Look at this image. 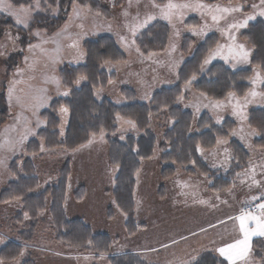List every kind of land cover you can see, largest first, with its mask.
<instances>
[{
	"label": "rangeland",
	"instance_id": "374dc122",
	"mask_svg": "<svg viewBox=\"0 0 264 264\" xmlns=\"http://www.w3.org/2000/svg\"><path fill=\"white\" fill-rule=\"evenodd\" d=\"M98 1L105 5L111 3L113 14L110 21L105 22L88 9L73 5L66 22L55 33L46 34L38 30L32 32V48L29 45L22 48L20 36L13 31L0 30V95H4L8 114L3 122L0 121V191L12 180V161L26 155V144L36 136L37 131L45 127L41 119L42 111L53 99L66 96L64 93L67 90L61 86L58 69L63 65L84 62L82 43L85 40L100 35L114 38L128 61L123 65L106 64L103 68H122L117 81L135 87L138 99L145 101L154 91L174 84L176 72L185 59L180 51L184 36L191 39V50L209 34L218 36L220 44L207 57L208 62L204 63L203 71L214 61H222L233 69H242L247 66L250 57V50L239 40V34L246 26H230L243 24L249 16L254 19L248 23L257 19L264 21V16L259 15L260 11H264L260 0H228L214 5L195 0H172L173 3L190 7L174 10L175 14L170 21L161 16L159 8L153 7L154 0H122L119 5H115L113 0ZM4 2L10 4L9 0ZM168 2L169 0H164L161 4H155L163 7ZM200 5L205 7H199ZM218 7L240 10L222 13L216 11ZM22 8L29 10V23L32 14L40 10L39 0H34L27 7L12 6L11 11L19 13ZM125 12L128 13L127 16L124 15ZM0 13L9 16L15 26L25 28L23 24L16 23L15 16L10 15L9 11ZM20 15L23 18V13ZM150 15L155 19L140 27ZM213 15L217 16L216 21H213ZM189 18L197 19L195 27L184 26ZM155 21L168 25L169 44L166 51L157 55L158 57H143L136 49L134 38L139 31ZM239 45H243L248 52L246 61L238 55ZM218 49V54L214 55ZM257 75L254 72L250 81L251 89L245 97L228 95L222 102L211 101L195 92L192 87L195 77L183 86L185 97L178 102L183 108L191 110L196 118L202 113H208L215 123L228 117L236 124L229 139H217L208 150L198 148V155L213 169L224 170L231 157L228 141L234 139L244 146L249 154V164L238 174L231 188L213 193L208 188L207 176L191 177L181 171H176L172 178L162 179L159 175L158 150L150 160L141 164L136 175L134 211L138 227L135 235L129 239L125 234V217L114 208L110 195L116 170L108 164L106 141L104 134L103 139L100 138L101 133L92 136L91 143L72 152L53 151L54 155L45 153L46 156L37 167L39 188L43 189L53 183L55 176L48 173L67 159L70 171L65 212L69 217H83L94 231L109 233L112 238V255L132 253L146 264H190L204 252H211L224 259L216 249L240 236L236 215H240L242 211L255 214L256 211L250 210H257L258 204L252 205L256 201L253 197L264 194V149L253 147L256 134L246 123L247 111L264 105V94L259 89L262 79L260 75L257 79ZM84 80L80 78L77 85ZM10 87L14 89L11 100ZM114 90L111 87L106 94L118 104ZM100 92L95 91L97 98ZM253 92L256 93L255 96L251 95ZM16 97H20V102H17ZM217 104L220 106H215ZM61 109L58 112L59 132L63 135L68 111L65 113ZM127 121L116 118L120 139L134 131V127ZM81 185L85 186L86 194L82 201H77L72 194ZM18 206L17 200L0 202V216L7 217ZM108 210L111 211V219H108ZM39 235L37 243L32 245L42 251L41 256L38 253L35 258L38 264H109L106 257L95 259L91 255L79 254L55 243L49 235ZM8 239L9 236L2 234L0 243ZM253 239H257L256 248L260 259L253 254V247L250 259L254 264H261V258L264 257V237Z\"/></svg>",
	"mask_w": 264,
	"mask_h": 264
},
{
	"label": "trees",
	"instance_id": "16d2710c",
	"mask_svg": "<svg viewBox=\"0 0 264 264\" xmlns=\"http://www.w3.org/2000/svg\"><path fill=\"white\" fill-rule=\"evenodd\" d=\"M154 1L161 4L164 0ZM195 1L210 5L228 2ZM9 2L18 8L31 6L34 0ZM113 2L119 5L122 0ZM101 3L98 0H39L40 10L32 14L28 27H17L9 16L0 13V30L8 29L18 34L21 47L25 48L34 42L31 37L33 31L46 34L58 31L66 22L73 5L88 9L105 22L110 21L113 14L111 3ZM196 22V18H189L184 26L195 27ZM169 40L168 25L155 21L136 34L134 44L138 53L146 57L164 53ZM239 40L250 50L245 68L233 69L222 61H214L203 71L207 57L220 44L218 36L209 34L192 50L191 39L184 36L180 51L185 59L176 72L174 84L154 91L145 101L138 99L135 87L117 81L122 68H103L106 64L123 65L128 61L114 38L100 35L85 40L82 43L84 62L63 65L58 69L61 86L67 90L68 95L53 99L42 111L41 119L45 127L37 131L36 136L26 144V155L12 161V180L0 191L1 203L16 200L19 203L12 214L0 216V239L2 234L10 237L0 243V264H38L35 258L38 253L41 256L42 251L32 245L37 243L39 234L49 235L55 243L70 251L91 255L95 259L106 257L109 264H146L132 253L112 255V238L109 233L94 231L83 217L67 216L64 207L70 171L67 159L48 173L55 176L53 183L43 189L39 188L37 167L46 154L54 155L53 151L72 152L87 145L92 136L100 133L104 134L106 141L108 164L116 170L110 195L114 208L125 217V234L129 239L135 235L138 227L134 211L136 175L141 164L150 160L156 151L159 150V175L162 179L172 178L176 171H181L191 177L207 176L208 188L213 193L231 188L238 174L249 164V154L244 146L234 139L228 141L231 157L224 170L213 169L198 155V148L208 150L217 139H229L236 124L228 117L215 123L208 113H202L196 118L191 110L183 108L178 102L185 97L183 86L195 77L192 83L195 92L214 102H222L230 94L237 98L245 97L251 89L250 81L254 72L262 79L259 89L264 94V21L257 19L248 23L239 34ZM80 78L85 80L77 85ZM111 87L115 89L118 104L106 94ZM99 90L101 92L97 98L95 91ZM63 107L68 111V119L64 134L61 135L58 112ZM7 116L2 93L0 121L3 122ZM117 117L135 124L133 133L129 132L123 139L117 134ZM246 123L256 134L253 147L264 149V105L249 109ZM85 194V186L81 185L72 195L73 199L82 201ZM263 200L258 199L252 205ZM107 216L108 219L112 218L111 211H107ZM255 240H252L253 254L260 259ZM190 264L227 262L211 252H204Z\"/></svg>",
	"mask_w": 264,
	"mask_h": 264
},
{
	"label": "snow or ice",
	"instance_id": "6c2138e0",
	"mask_svg": "<svg viewBox=\"0 0 264 264\" xmlns=\"http://www.w3.org/2000/svg\"><path fill=\"white\" fill-rule=\"evenodd\" d=\"M260 4L264 6V0H260ZM153 7L159 8L160 14L164 19H169L171 16L175 14L174 10L177 9H184L190 7L186 4H176L173 3L172 0H169V2L161 7L158 4L153 3ZM199 7H205L204 5H200ZM253 7H256V5H253ZM12 5L7 4L4 2V0H0V11H9L10 15L15 16L16 23L17 24H23L24 27H28V19L30 18L29 10L28 9H20V12L11 11ZM238 8H217V12L227 13L230 11H239ZM20 13H23V18L21 17ZM79 15V13H77ZM125 16L128 15L127 12L124 13ZM259 15L264 16V11H260ZM155 19L154 16H148L147 19L144 21V24L140 25V27L145 26L149 21ZM213 21L217 20V16H212ZM254 19L253 16L247 17V19L244 20L243 24L240 25H231L230 27H243L246 26L248 21ZM133 32H135V29H133ZM234 39V37H233ZM30 48H32V45H29ZM240 52L238 55L241 56L243 60H247L248 52L244 50L243 45H239ZM231 48L229 49V52L231 53ZM219 49L217 50L218 54ZM227 59V57H225ZM208 61L206 60L205 63ZM257 79H259V74L257 75ZM255 83V81H253ZM14 89L12 87L9 88V99L11 100L12 94ZM64 95H68L67 92L64 93ZM231 95V94H230ZM251 95L255 96L256 93L253 92ZM17 102H20V97H16ZM219 107L220 105H215ZM62 112H67L66 108L61 109ZM132 127H135L134 122L127 121ZM27 138L26 136L24 137ZM101 139H103V133H101ZM123 139V137H121ZM91 143V141H89ZM254 200L257 199H264V194L260 197H253ZM25 217L27 218V213H25ZM239 224H238V231L240 233V236L236 239H234L232 242H225L223 246L218 247L216 251L219 253L221 257L224 258L225 261H227V264H254V262L250 259L252 255V240L255 237H264V202L259 203L257 205L256 213L253 214L252 212H246L242 211L241 214L235 218ZM195 259V258H193ZM261 264H264V257L261 258Z\"/></svg>",
	"mask_w": 264,
	"mask_h": 264
},
{
	"label": "crops",
	"instance_id": "0c3cea01",
	"mask_svg": "<svg viewBox=\"0 0 264 264\" xmlns=\"http://www.w3.org/2000/svg\"><path fill=\"white\" fill-rule=\"evenodd\" d=\"M151 56H152V58H156V57H158L157 55H151ZM237 216H239V214H237L236 217H237Z\"/></svg>",
	"mask_w": 264,
	"mask_h": 264
},
{
	"label": "built area",
	"instance_id": "2783aa9c",
	"mask_svg": "<svg viewBox=\"0 0 264 264\" xmlns=\"http://www.w3.org/2000/svg\"><path fill=\"white\" fill-rule=\"evenodd\" d=\"M250 210H251V211H256L254 208H251Z\"/></svg>",
	"mask_w": 264,
	"mask_h": 264
}]
</instances>
